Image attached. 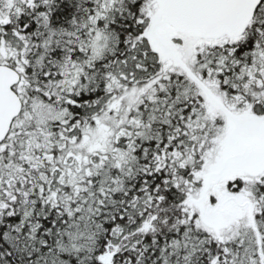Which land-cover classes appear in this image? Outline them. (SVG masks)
<instances>
[{"label": "snow or ice", "instance_id": "6c2138e0", "mask_svg": "<svg viewBox=\"0 0 264 264\" xmlns=\"http://www.w3.org/2000/svg\"><path fill=\"white\" fill-rule=\"evenodd\" d=\"M0 264H264V0H0Z\"/></svg>", "mask_w": 264, "mask_h": 264}]
</instances>
